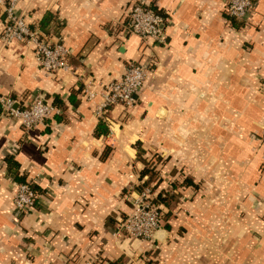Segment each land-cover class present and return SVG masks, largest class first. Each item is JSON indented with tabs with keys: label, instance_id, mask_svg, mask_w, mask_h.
Here are the masks:
<instances>
[{
	"label": "crops",
	"instance_id": "1",
	"mask_svg": "<svg viewBox=\"0 0 264 264\" xmlns=\"http://www.w3.org/2000/svg\"><path fill=\"white\" fill-rule=\"evenodd\" d=\"M146 1L164 18V46L128 34L129 0H17L31 29L58 27L45 36L62 41L71 71L45 73L32 44L0 40V97L65 108L29 133L0 111V264H264V0L234 26L227 0ZM2 20L0 8V32ZM130 61L152 72L136 106L111 108L98 133L99 94ZM137 145L161 160L156 191L196 184L177 189L150 242L115 233L141 183ZM8 155L38 188L25 215L12 206Z\"/></svg>",
	"mask_w": 264,
	"mask_h": 264
},
{
	"label": "built area",
	"instance_id": "2",
	"mask_svg": "<svg viewBox=\"0 0 264 264\" xmlns=\"http://www.w3.org/2000/svg\"><path fill=\"white\" fill-rule=\"evenodd\" d=\"M17 0H0L3 12L0 40L3 45L25 43L32 44L35 49L37 65L45 73L56 71H71L68 62V51L60 39L52 41L36 29H31L22 15L18 14L15 5ZM253 6V0H227L225 14L228 18L243 21ZM164 18L154 11L146 0H129L127 10L126 31L145 42L164 46L166 37L163 32ZM149 63L130 61L123 74L104 85L99 94L100 101L95 106V116L106 120V115L114 106L130 110L136 106L137 96L151 74ZM85 101L96 98L89 84L82 91ZM17 102L10 97H0L2 114L19 120L25 133L35 130L53 115L59 113L54 107L39 95L32 96L25 108L15 107ZM28 182L13 181L12 206L19 215H25L36 207L38 194L31 189ZM161 205L152 187L143 188L132 199L131 211L115 224V233L143 241H154V234L163 229ZM84 264H92L85 262Z\"/></svg>",
	"mask_w": 264,
	"mask_h": 264
},
{
	"label": "trees",
	"instance_id": "3",
	"mask_svg": "<svg viewBox=\"0 0 264 264\" xmlns=\"http://www.w3.org/2000/svg\"><path fill=\"white\" fill-rule=\"evenodd\" d=\"M228 18V17H227ZM48 18H45V20H43V22H41V26L40 29L43 31V35H45L46 33L52 34V33H58V27L54 26L51 27L49 26L48 23ZM228 20L230 21L231 25H236L237 23H242L241 21H238L236 19L233 18H228ZM48 25V26H47ZM30 27V26H29ZM33 28V27H30ZM78 92V90H77ZM11 98V97H10ZM14 99V98H12ZM72 104H74V101L71 100L70 101ZM54 107H56L57 109H59V113L58 116H60L61 114H63L64 112V104H62L60 102V99L57 98L55 99V101H53L51 103ZM108 126L105 125L104 120H100V128L98 130V133H101L103 135L107 134L108 132ZM159 161V166H156V161ZM137 161H140L142 163V169L140 170L139 173V180L141 181V183H139L138 185L134 186L133 188L137 191L140 192L143 188L145 187H149L152 185V188L154 189V191H156L158 183H159V178L161 175V170H162V165H161V160L159 158V156H157L156 154H148L147 152H145L144 150H142L140 148L139 145H137ZM5 164H6V168L7 171L10 175H12L14 181L16 182H26L25 181V177L22 174V172H20L19 170V165L17 163V161L14 158V155H8L5 160H4ZM31 189L33 191H35L37 194H39L38 192V188L36 187V185L31 184ZM180 187H187V188H195L196 184H194L190 179H185L183 181H181L180 183L176 180H174L173 182H171L170 184V190L169 191H156L157 192V201L162 203L163 207L167 208L168 211L164 212L162 211V222L164 223V227L167 226V221L165 220L167 217H169V214L171 210H173L175 207H177V205L179 204L180 201V192L179 190L177 191V189H179ZM164 210V208H163ZM164 220V221H163Z\"/></svg>",
	"mask_w": 264,
	"mask_h": 264
},
{
	"label": "water",
	"instance_id": "4",
	"mask_svg": "<svg viewBox=\"0 0 264 264\" xmlns=\"http://www.w3.org/2000/svg\"><path fill=\"white\" fill-rule=\"evenodd\" d=\"M162 233H163V229H160L159 231H157V232L154 234V239H158L159 236H161Z\"/></svg>",
	"mask_w": 264,
	"mask_h": 264
},
{
	"label": "rangeland",
	"instance_id": "5",
	"mask_svg": "<svg viewBox=\"0 0 264 264\" xmlns=\"http://www.w3.org/2000/svg\"><path fill=\"white\" fill-rule=\"evenodd\" d=\"M156 166L158 167L159 166V161L157 160L156 161ZM149 187H152V185L151 186H149ZM146 188V187H145ZM152 190L154 191V189L152 188ZM155 192V191H154Z\"/></svg>",
	"mask_w": 264,
	"mask_h": 264
}]
</instances>
